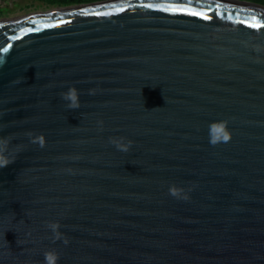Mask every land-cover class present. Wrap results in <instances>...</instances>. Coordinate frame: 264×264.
<instances>
[{"label":"water","instance_id":"obj_1","mask_svg":"<svg viewBox=\"0 0 264 264\" xmlns=\"http://www.w3.org/2000/svg\"><path fill=\"white\" fill-rule=\"evenodd\" d=\"M0 147V264H264V5L103 0L0 21Z\"/></svg>","mask_w":264,"mask_h":264},{"label":"clouds","instance_id":"obj_2","mask_svg":"<svg viewBox=\"0 0 264 264\" xmlns=\"http://www.w3.org/2000/svg\"><path fill=\"white\" fill-rule=\"evenodd\" d=\"M62 99L68 102L67 106L70 109L79 108L78 92L76 89L71 88L67 93L62 94ZM231 140V133L228 129V121L214 122L209 125V143L212 146H216L219 143H228ZM119 151L127 152L132 146V142L128 141L127 144L123 143V138L120 140H110ZM41 146H43V141L41 140ZM4 151L3 147H0V153ZM5 163L2 157H0V166ZM169 194L177 199H183L187 201L189 196L184 193V190L177 188L176 186H171L169 188ZM47 227L52 231L55 239L61 238V233L59 232V223L53 222L49 223ZM67 245V239L64 240ZM45 264H57L59 259V254L56 251H48L44 253Z\"/></svg>","mask_w":264,"mask_h":264},{"label":"rangeland","instance_id":"obj_3","mask_svg":"<svg viewBox=\"0 0 264 264\" xmlns=\"http://www.w3.org/2000/svg\"><path fill=\"white\" fill-rule=\"evenodd\" d=\"M96 1H103V0H95L91 2H96ZM104 1H109V0H104ZM239 1H242L244 3L249 2L254 4H261L258 2H254L252 0H239ZM77 4L80 3L50 6L43 2H40L39 0H0V20L21 16V15L37 13V12L42 13V12L52 11L59 7L72 6Z\"/></svg>","mask_w":264,"mask_h":264},{"label":"snow or ice","instance_id":"obj_4","mask_svg":"<svg viewBox=\"0 0 264 264\" xmlns=\"http://www.w3.org/2000/svg\"><path fill=\"white\" fill-rule=\"evenodd\" d=\"M190 2V0H189ZM123 9H116V11H122ZM168 11H172V12H185L189 15H193V16H201L203 19H210V17L206 14H204L203 12L201 11H188L187 9H177V8H171V9H166ZM36 21L35 20H32L31 23H35ZM65 21L63 20H60V23H64ZM240 22H245V21H240ZM53 26H56V25H53V24H43V25H38L35 29L33 28H28L27 31L28 32H32V31H40L41 28H44V27H53ZM250 26H260V25H250ZM7 49H5L6 51Z\"/></svg>","mask_w":264,"mask_h":264},{"label":"trees","instance_id":"obj_5","mask_svg":"<svg viewBox=\"0 0 264 264\" xmlns=\"http://www.w3.org/2000/svg\"><path fill=\"white\" fill-rule=\"evenodd\" d=\"M39 1L50 6H56V5H69L72 3H86L95 0H39ZM252 1L264 4V0H252Z\"/></svg>","mask_w":264,"mask_h":264},{"label":"bare ground","instance_id":"obj_6","mask_svg":"<svg viewBox=\"0 0 264 264\" xmlns=\"http://www.w3.org/2000/svg\"><path fill=\"white\" fill-rule=\"evenodd\" d=\"M236 2V1H235ZM244 3V2H243ZM249 3V2H248ZM248 3H245V4H248ZM251 4V3H250ZM56 10V9H55ZM2 20H5V19H2ZM2 20H0V21H2Z\"/></svg>","mask_w":264,"mask_h":264}]
</instances>
